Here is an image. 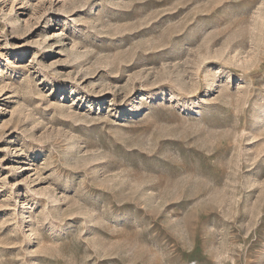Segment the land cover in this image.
<instances>
[{
	"label": "rangeland",
	"instance_id": "1",
	"mask_svg": "<svg viewBox=\"0 0 264 264\" xmlns=\"http://www.w3.org/2000/svg\"><path fill=\"white\" fill-rule=\"evenodd\" d=\"M0 264H264V0H0Z\"/></svg>",
	"mask_w": 264,
	"mask_h": 264
}]
</instances>
